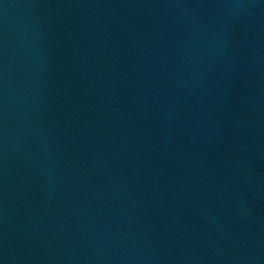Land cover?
Segmentation results:
<instances>
[{
  "label": "water",
  "instance_id": "1",
  "mask_svg": "<svg viewBox=\"0 0 264 264\" xmlns=\"http://www.w3.org/2000/svg\"><path fill=\"white\" fill-rule=\"evenodd\" d=\"M0 264H264V0H0Z\"/></svg>",
  "mask_w": 264,
  "mask_h": 264
}]
</instances>
